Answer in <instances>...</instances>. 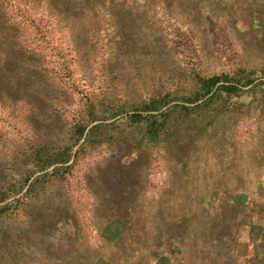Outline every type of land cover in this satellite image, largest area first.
Returning <instances> with one entry per match:
<instances>
[{
	"label": "rangeland",
	"instance_id": "rangeland-1",
	"mask_svg": "<svg viewBox=\"0 0 264 264\" xmlns=\"http://www.w3.org/2000/svg\"><path fill=\"white\" fill-rule=\"evenodd\" d=\"M4 205L0 264H264V0H0Z\"/></svg>",
	"mask_w": 264,
	"mask_h": 264
},
{
	"label": "trees",
	"instance_id": "trees-1",
	"mask_svg": "<svg viewBox=\"0 0 264 264\" xmlns=\"http://www.w3.org/2000/svg\"><path fill=\"white\" fill-rule=\"evenodd\" d=\"M217 88H219V86ZM132 117L140 118L141 115L135 114ZM198 127L200 130H204V128H205V127L203 128V126H199V125H198ZM70 160H71V155L66 154L63 157L61 156L60 158H57L56 160L51 161L48 164H46L43 167V170L47 169L48 167H50L51 165H53L55 163H67ZM224 189H225L224 190L225 193H227L228 191H236V187L232 186V185H226ZM20 191L21 190H18L17 193H19ZM230 204L233 205L234 201L230 200ZM5 206L6 205L1 206L0 210H2ZM206 209L204 208L203 213H204V211H206ZM121 215H122V217H121L122 219H125V218L130 219V216H131V214H121ZM128 215H130V216H128ZM123 222H124V220H123ZM129 222L128 223L126 222L127 225H124V226L122 225L123 226L122 229L120 230V232L117 234V236L115 237V239L113 241L115 243L116 248H117V254L113 259L114 260L116 258L120 259L119 262L121 264H143V262L140 261L141 260L140 255H139V257H135L136 254L133 253L131 256V253L134 252L136 249H140V251L141 250H150V252H151V251H155L157 249V247H156V244H154L153 242H152V244H151V242H149V234L143 233L141 231L137 232V230L135 229L134 224L132 223L131 219ZM259 225L261 228H259V227L257 228L258 224L256 226V224L253 223V226H254L253 228H255L254 232H251V230L248 231V234L246 235V236H248L247 240H242L241 239L242 237H240V239L238 241V249H242V250H240V252H239V250H237L238 254L244 252L243 253V255H244L248 251L249 247L256 249L261 245L264 246V223L259 224ZM242 226H243L242 229H245L246 226L250 228V224L246 223V222H244L242 224ZM138 235H139V237H136ZM140 235H142V236L140 237ZM156 236L160 237V233L156 232L155 237ZM103 241H104V238H103ZM76 245H77V240H76V237H74L72 240L71 246H68L67 249L64 250V249L59 248L58 249V259H57L56 264H80V263L76 262V259L80 260L84 263L93 264L92 261L96 260V257H99V256L104 257V255L100 252V250H92L93 252L89 251V253H86L85 251L80 252L81 248H79V246L76 247ZM85 249H87V248H85ZM67 254H69V256H67ZM124 256L125 257L127 256V257L125 258ZM258 256L259 255H257V254L246 255L245 257L247 259H245V263L249 264V261L251 259L256 258ZM81 259H84V260H81Z\"/></svg>",
	"mask_w": 264,
	"mask_h": 264
}]
</instances>
